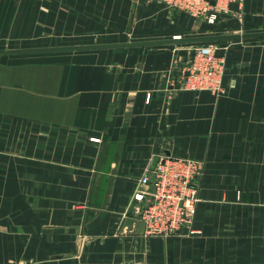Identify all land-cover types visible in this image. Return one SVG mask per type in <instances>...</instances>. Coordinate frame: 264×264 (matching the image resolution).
Returning <instances> with one entry per match:
<instances>
[{
    "label": "crops",
    "instance_id": "1",
    "mask_svg": "<svg viewBox=\"0 0 264 264\" xmlns=\"http://www.w3.org/2000/svg\"><path fill=\"white\" fill-rule=\"evenodd\" d=\"M223 11L264 31V0ZM206 27L160 0H0V48ZM215 43L221 92L171 84L194 44L0 56V264H264V38ZM156 154L204 170L192 224L145 239L120 219Z\"/></svg>",
    "mask_w": 264,
    "mask_h": 264
},
{
    "label": "built area",
    "instance_id": "2",
    "mask_svg": "<svg viewBox=\"0 0 264 264\" xmlns=\"http://www.w3.org/2000/svg\"><path fill=\"white\" fill-rule=\"evenodd\" d=\"M160 1L169 11L195 19L205 18L208 23H214L223 5H242L244 0ZM223 71V61L216 55L215 46L201 43L193 47L188 61L172 75L171 84L192 91L221 92ZM203 170L202 160L153 155L144 173L137 179L120 224L126 218L142 223L144 229L140 235L145 239L181 232L193 222L196 204L200 200L198 191Z\"/></svg>",
    "mask_w": 264,
    "mask_h": 264
},
{
    "label": "water",
    "instance_id": "3",
    "mask_svg": "<svg viewBox=\"0 0 264 264\" xmlns=\"http://www.w3.org/2000/svg\"><path fill=\"white\" fill-rule=\"evenodd\" d=\"M264 38V31L253 32H233L220 33L209 35H195V36H174L164 39L152 40H137L124 41L112 43H90V44H76V45H60V46H41V47H17V48H0V56L15 55V54H35V53H51V52H66V51H80V50H97V49H120L132 47H148L160 45H187V44H201L213 42H230L236 40H249ZM179 85H177L178 87ZM144 225L137 223L132 218H126L121 225V232H136L142 234Z\"/></svg>",
    "mask_w": 264,
    "mask_h": 264
},
{
    "label": "rangeland",
    "instance_id": "4",
    "mask_svg": "<svg viewBox=\"0 0 264 264\" xmlns=\"http://www.w3.org/2000/svg\"><path fill=\"white\" fill-rule=\"evenodd\" d=\"M228 3L227 4H225V5H223L222 7L223 8H221V9H219V11H221V12H224L223 10H226V9H228ZM163 6L165 7V4L163 3ZM237 6H240V5H238L237 4ZM166 8V7H165ZM167 9V8H166ZM168 11H169V9H168ZM171 12V14H174V15H182L181 13H175V12H172V11H170ZM217 19H218V14L216 15V20H215V22L214 23H211V25H213V26H215V27H210V28H208V27H206V28H204V29H197V30H195V31H191L190 33H186V35L185 36H195V35H209V34H220V33H232V32H220L219 30H218V26L217 25H215V23L217 22ZM198 20H200L202 23H205L206 22V19L205 18H199ZM184 36V37H185ZM262 39V38H261ZM249 40H252V39H249ZM208 44H212L213 46H215L216 45V43L215 42H213V43H208ZM195 45H197V44H194V45H191V46H195ZM214 48V47H213Z\"/></svg>",
    "mask_w": 264,
    "mask_h": 264
}]
</instances>
